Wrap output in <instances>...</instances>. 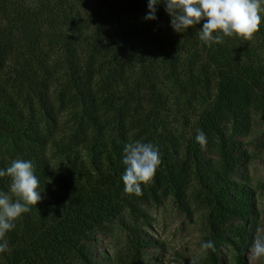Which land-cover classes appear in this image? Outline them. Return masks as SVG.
Returning a JSON list of instances; mask_svg holds the SVG:
<instances>
[{"label":"trees","instance_id":"trees-1","mask_svg":"<svg viewBox=\"0 0 264 264\" xmlns=\"http://www.w3.org/2000/svg\"><path fill=\"white\" fill-rule=\"evenodd\" d=\"M0 0V169L31 160L44 199L6 233L0 264H93L87 244L117 221L143 264L155 240L148 205L171 200L205 212L216 251L200 264H245L256 191L235 179L238 136L264 118V18L251 40L208 46L173 31L163 0ZM207 144L196 142V130ZM158 146L161 163L142 195L126 194L123 147ZM9 178L0 177V191Z\"/></svg>","mask_w":264,"mask_h":264},{"label":"clouds","instance_id":"clouds-1","mask_svg":"<svg viewBox=\"0 0 264 264\" xmlns=\"http://www.w3.org/2000/svg\"><path fill=\"white\" fill-rule=\"evenodd\" d=\"M158 0H148L145 20L156 19ZM165 12L169 15L173 31L182 33L204 21L197 31L201 42L211 46L223 43L224 37L251 40L259 31L264 18V0H163ZM195 140L205 147L206 134L196 130ZM123 164L126 166L121 176L126 194L142 195L141 184L153 181L157 167L161 163L158 146L151 142L135 140L123 147ZM31 160L14 159L9 167L0 169V177L9 178L8 191H0V253L8 250L6 233L15 228V221L23 213L29 212L44 197L39 191L40 183L34 174ZM257 228L249 247L252 261L264 259V234ZM205 252L216 251L214 241L201 243Z\"/></svg>","mask_w":264,"mask_h":264},{"label":"rangeland","instance_id":"rangeland-1","mask_svg":"<svg viewBox=\"0 0 264 264\" xmlns=\"http://www.w3.org/2000/svg\"><path fill=\"white\" fill-rule=\"evenodd\" d=\"M238 139L246 157L234 178L247 177L256 191L257 214L243 252L245 264H264V259L252 261L249 255L256 229L264 230V118L253 115L249 128ZM146 208L150 221L142 230L155 243L144 249L143 264H200L204 257L200 245L207 236L203 209L194 207L190 218L180 212L171 200L162 205L150 204ZM87 247L93 264H125L130 251L126 232L116 220L106 229L96 231ZM221 251L223 264H230L233 254L227 246Z\"/></svg>","mask_w":264,"mask_h":264}]
</instances>
